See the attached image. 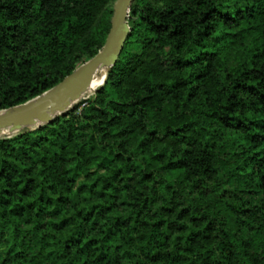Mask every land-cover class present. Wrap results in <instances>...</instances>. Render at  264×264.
<instances>
[{
  "label": "trees",
  "instance_id": "16d2710c",
  "mask_svg": "<svg viewBox=\"0 0 264 264\" xmlns=\"http://www.w3.org/2000/svg\"><path fill=\"white\" fill-rule=\"evenodd\" d=\"M112 2L0 0V110L93 57ZM129 24L94 98L0 137V264H264V0Z\"/></svg>",
  "mask_w": 264,
  "mask_h": 264
},
{
  "label": "water",
  "instance_id": "95a60500",
  "mask_svg": "<svg viewBox=\"0 0 264 264\" xmlns=\"http://www.w3.org/2000/svg\"><path fill=\"white\" fill-rule=\"evenodd\" d=\"M134 1L117 0L115 2L109 33L104 45L93 57L42 94L0 110V132L7 127L12 128V133L25 127L33 129L66 113V110L85 94L99 70L109 69L116 64L131 33L129 19Z\"/></svg>",
  "mask_w": 264,
  "mask_h": 264
},
{
  "label": "rangeland",
  "instance_id": "374dc122",
  "mask_svg": "<svg viewBox=\"0 0 264 264\" xmlns=\"http://www.w3.org/2000/svg\"><path fill=\"white\" fill-rule=\"evenodd\" d=\"M117 0H113V2H112V5L114 6V4H115V2H116ZM126 49L128 50V51H132V52H138V51H140V48L137 46V45H134V44H130V45H128L127 47H126ZM87 59H85V61H86ZM84 61V62H85ZM83 62H81L80 63V65L82 64ZM110 69V68H109ZM109 69H106L105 71H103L101 74H99L98 76H97V78L99 79H101V78H107V73H108V70ZM105 81H106V79H105ZM105 81H104V83H105ZM104 83L101 85V86H99L96 90H94V91H92L91 93H85L77 102H75V103H73V105L71 106V107H69V109H67L66 110V113L68 112V111H70L75 105H77V104H79V103H81V102H83L84 100H87V99H89V98H94L95 97V95H96V93H97V91L104 85ZM65 114V113H64ZM62 115V114H61ZM28 128H30V127H25V128H23L22 130H20V131H18L17 133H15L14 135H16V134H18V133H20V132H22V131H24L25 129H28ZM6 136H8V135H6ZM6 136H0V137H6Z\"/></svg>",
  "mask_w": 264,
  "mask_h": 264
},
{
  "label": "bare ground",
  "instance_id": "6f19581e",
  "mask_svg": "<svg viewBox=\"0 0 264 264\" xmlns=\"http://www.w3.org/2000/svg\"><path fill=\"white\" fill-rule=\"evenodd\" d=\"M106 69H103V70H99L96 74H95V76L93 77V80H92V82H91V85H90V87L86 90V92L85 93H91L92 91H94V90H96L99 86H101L103 83H104V81H105V79H106V77L104 78H97V76L99 75V74H101L103 71H105ZM102 75V74H101ZM75 102V101H74ZM19 130H16L14 133H12V128L11 127H7V128H5V129H3L1 132H0V136H6V135H12V134H15V133H17Z\"/></svg>",
  "mask_w": 264,
  "mask_h": 264
}]
</instances>
